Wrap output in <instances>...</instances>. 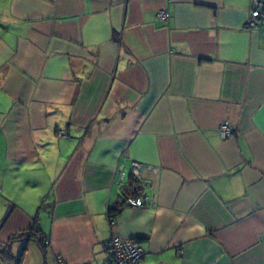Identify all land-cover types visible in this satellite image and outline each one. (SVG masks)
<instances>
[{"label": "crops", "instance_id": "crops-1", "mask_svg": "<svg viewBox=\"0 0 264 264\" xmlns=\"http://www.w3.org/2000/svg\"><path fill=\"white\" fill-rule=\"evenodd\" d=\"M248 12L0 0V251L32 228L45 244L14 240L20 262L0 264H104L113 236L142 247L139 264H264V34ZM131 161L154 203L109 221Z\"/></svg>", "mask_w": 264, "mask_h": 264}, {"label": "built area", "instance_id": "built-area-1", "mask_svg": "<svg viewBox=\"0 0 264 264\" xmlns=\"http://www.w3.org/2000/svg\"><path fill=\"white\" fill-rule=\"evenodd\" d=\"M156 16L161 21H166L169 13L166 7L159 9ZM244 28L256 30L260 35L264 34V0H249V12L244 22ZM218 131L222 138L232 134L233 125L225 119L218 125ZM125 164L116 168L117 181L116 188L124 190V205L141 207L148 203H154V195L150 185L142 180V170L148 169L146 164L139 161H131L129 166ZM153 172L155 168H149ZM128 176H130L128 180ZM134 180H133V179ZM106 258L104 264H139L142 260L144 251L141 246L131 239H125L120 236H113L105 242ZM59 264H64L62 259H58ZM88 264V263H83Z\"/></svg>", "mask_w": 264, "mask_h": 264}, {"label": "trees", "instance_id": "trees-1", "mask_svg": "<svg viewBox=\"0 0 264 264\" xmlns=\"http://www.w3.org/2000/svg\"><path fill=\"white\" fill-rule=\"evenodd\" d=\"M123 206H124V200H123V195H122V199H120L119 201H117L113 205H109L107 207L106 215H107L109 221H113V219L118 215V213L120 212V210ZM8 213H9V210H8V212H6L3 219H5L7 217ZM29 235L33 240L36 241L38 246L41 248L42 252H44L45 244H44V241L42 238V233L40 230L32 228V229L28 230L27 232H22L20 234L13 235L8 240V242L5 244V247L2 251H0V254L2 255L3 259L7 263H9V261L12 263L13 262L19 263L20 259H21V256L16 257L14 254H12V252L9 250V244L12 243L14 240L22 239V238H25L26 236H29Z\"/></svg>", "mask_w": 264, "mask_h": 264}]
</instances>
